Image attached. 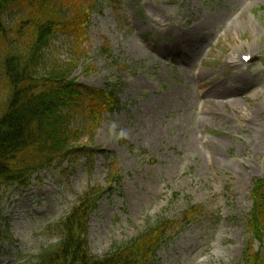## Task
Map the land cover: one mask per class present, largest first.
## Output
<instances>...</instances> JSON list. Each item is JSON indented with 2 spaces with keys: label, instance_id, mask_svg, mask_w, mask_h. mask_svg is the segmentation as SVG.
I'll return each mask as SVG.
<instances>
[{
  "label": "rangeland",
  "instance_id": "rangeland-1",
  "mask_svg": "<svg viewBox=\"0 0 264 264\" xmlns=\"http://www.w3.org/2000/svg\"><path fill=\"white\" fill-rule=\"evenodd\" d=\"M73 1L84 14L68 17L74 26L54 35L47 56L75 62L80 86L119 84L120 109L80 142L91 162L82 155L39 172L27 189L0 187V264H26L54 242L46 227L86 187H107L109 163L121 183L91 215V253L160 218L181 222L197 206L154 264H237L251 237L253 183L264 176V0H100L93 12V0ZM241 54L255 56L252 66ZM252 247L264 253V232Z\"/></svg>",
  "mask_w": 264,
  "mask_h": 264
},
{
  "label": "trees",
  "instance_id": "trees-1",
  "mask_svg": "<svg viewBox=\"0 0 264 264\" xmlns=\"http://www.w3.org/2000/svg\"><path fill=\"white\" fill-rule=\"evenodd\" d=\"M74 5L72 0H0V187L26 188L37 173L82 155L91 162L93 151L80 142L92 141L103 115L119 108L115 85L103 90L80 86L71 77L74 62L59 63L47 56L53 36L74 26L68 17L81 16L82 8ZM18 11L12 20L10 15ZM86 97L95 103L85 105ZM107 181V187H87L63 218L46 227L57 239L26 264L154 262L173 229L180 228L178 222L159 219L102 256L90 253V215L111 185L121 183L115 163L107 165ZM263 181H257L252 193L246 220L251 239L239 264H264V253L251 246L253 240L261 241L264 230ZM193 209L182 212V223L188 213H196Z\"/></svg>",
  "mask_w": 264,
  "mask_h": 264
},
{
  "label": "bare ground",
  "instance_id": "bare-ground-1",
  "mask_svg": "<svg viewBox=\"0 0 264 264\" xmlns=\"http://www.w3.org/2000/svg\"><path fill=\"white\" fill-rule=\"evenodd\" d=\"M163 12H162V10L161 9H159L158 11H157V13H155V15H154V20L158 23V24H162L163 23V18H164V15L162 14ZM161 55H163L162 53H160ZM229 60H232V58H233V56L230 54L229 55ZM237 63L236 62H234V65H236ZM218 96H224V93H220ZM221 102H223L224 103V101H221ZM211 104L213 103V102H210Z\"/></svg>",
  "mask_w": 264,
  "mask_h": 264
}]
</instances>
